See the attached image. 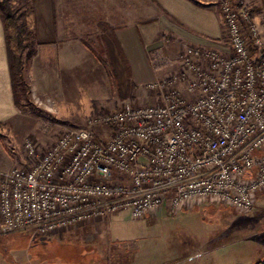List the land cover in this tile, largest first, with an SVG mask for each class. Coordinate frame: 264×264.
I'll list each match as a JSON object with an SVG mask.
<instances>
[{
  "label": "built area",
  "instance_id": "1",
  "mask_svg": "<svg viewBox=\"0 0 264 264\" xmlns=\"http://www.w3.org/2000/svg\"><path fill=\"white\" fill-rule=\"evenodd\" d=\"M220 10L226 53L186 47L179 72L148 85L159 104L94 118L109 139L70 131L43 155L25 144L34 163L3 175L0 235L49 236L123 212L141 220L164 206L252 211L264 192V19L227 0ZM162 60L150 56L156 70Z\"/></svg>",
  "mask_w": 264,
  "mask_h": 264
},
{
  "label": "crops",
  "instance_id": "2",
  "mask_svg": "<svg viewBox=\"0 0 264 264\" xmlns=\"http://www.w3.org/2000/svg\"><path fill=\"white\" fill-rule=\"evenodd\" d=\"M21 1L31 10L29 20L36 47L32 58L34 82L38 90L42 83L47 84L42 90L47 96L62 91L63 87L57 86L56 75L60 68L92 69L103 76L108 70L116 76L125 75L139 87L147 71L159 74L150 64L154 53L167 59L185 46L227 51L220 10L223 0ZM105 27L113 30V39L100 46L106 67L93 53L96 52L93 44L86 41L87 48L82 40L87 35H93L95 40L105 37L102 32ZM38 76L41 81L36 80ZM96 94L102 96L103 92L99 90ZM97 97H90L83 108L88 110ZM20 116L14 102L0 20V125L18 122ZM255 202L253 211L244 216L209 203L176 213L164 206L154 216L141 220H132L126 212L117 214L104 220L109 224L107 243L113 252L99 264H264V252L258 251L251 263H247L248 254L244 250L250 238L264 233V192ZM158 223H165L166 228L157 236L153 228ZM146 242L149 246L140 247ZM141 254L147 257L144 262L140 261Z\"/></svg>",
  "mask_w": 264,
  "mask_h": 264
},
{
  "label": "rangeland",
  "instance_id": "3",
  "mask_svg": "<svg viewBox=\"0 0 264 264\" xmlns=\"http://www.w3.org/2000/svg\"><path fill=\"white\" fill-rule=\"evenodd\" d=\"M230 2L235 6L246 8L257 23L263 21L264 0H232ZM10 5L13 9L20 7L17 0H11ZM26 10L24 9L20 13L23 14ZM26 31V48L21 55L23 71L21 77L17 79L21 116L18 122L0 125V186L3 175L8 171L26 169L33 165L34 160L29 158L25 150L27 142H31L35 146L38 155H43L59 137L70 131L88 129L99 138L107 140L110 130L99 123L91 124L94 118L104 113L119 112L127 108L159 104L158 94L150 91L148 85L178 73L180 70L177 62L178 56L186 47H192L185 46L175 56L162 60L161 70H156L151 65L153 70L159 74L151 70L147 71L139 87H135L125 75L116 76L108 70L107 74L103 76L99 71L94 72L92 69L72 67L68 71L60 68L56 72L57 86L63 88L61 92L56 91V93L48 94L50 98L42 94V90L47 88V84L42 83L41 87H38L41 90H38L34 82L32 63L34 56L29 58V55L32 51L35 53L36 47L30 41L32 32L29 26ZM92 36L87 35L84 39L93 44L99 62L106 67L100 46L105 41L109 43L111 39L100 36L95 40ZM224 46L226 47L225 36ZM41 79L40 76L36 77L37 81H41ZM99 90H102V96H99L102 93L96 94ZM90 97L91 99L97 97L95 98L96 102L89 105L86 110L83 105L89 103ZM260 153H264V146L260 149ZM255 205L256 202L254 207ZM231 211L237 216L247 215ZM104 220L80 224L49 236H42L32 229L0 235V264L103 263L106 255L110 257L113 252V247H108L107 243L109 224ZM158 224V227L153 228L157 231V236L162 234V230L165 231L166 228L165 223ZM213 225L215 226L216 223ZM263 229L259 232H262ZM151 230L152 228H150ZM149 234L151 233L149 232ZM146 245L149 246V243L140 244V247L144 248ZM116 248L114 247V249ZM244 250L248 254L246 262L251 263L252 257L258 251L264 252V233L250 238L244 245ZM120 251L121 249L118 252ZM140 257L142 262L147 259L144 254H141Z\"/></svg>",
  "mask_w": 264,
  "mask_h": 264
},
{
  "label": "trees",
  "instance_id": "4",
  "mask_svg": "<svg viewBox=\"0 0 264 264\" xmlns=\"http://www.w3.org/2000/svg\"><path fill=\"white\" fill-rule=\"evenodd\" d=\"M20 3V7L18 9H13L10 5L11 0H0V20L3 25L4 36H5V44L7 50V58L9 65V72L12 81L13 87V96L15 106L20 112V102L17 95V89L19 88V84L17 83V79L21 77L23 71V63L21 60V55L25 50V37H27V27L31 29V37L30 41L34 43V34L29 16H30V8L21 0H17ZM26 10L25 13H20L22 10ZM26 14V15H24ZM102 32L113 39V30L104 28ZM85 46L89 48V45L86 44V40L82 39ZM95 56H98L96 52L93 51ZM35 55L34 51H32L29 55V58ZM98 58V57H97Z\"/></svg>",
  "mask_w": 264,
  "mask_h": 264
}]
</instances>
